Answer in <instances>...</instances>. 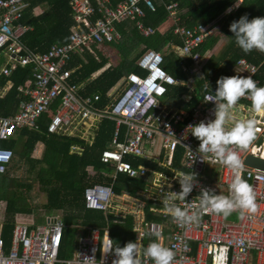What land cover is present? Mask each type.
<instances>
[{"label": "built area", "instance_id": "obj_1", "mask_svg": "<svg viewBox=\"0 0 264 264\" xmlns=\"http://www.w3.org/2000/svg\"><path fill=\"white\" fill-rule=\"evenodd\" d=\"M68 4L74 22L68 42L61 46L53 45L44 54H36L21 43V38L29 31L27 26L19 23L27 5L22 0H0V80H6L0 85V100L12 87L7 78L13 71L18 67H31L29 86L17 88L24 99L13 113L0 115V175L6 172L14 157L13 152L1 144L23 129L38 130V122L43 115L50 114L46 126L48 134L75 137L88 145L92 144L100 123L109 120L113 122L114 129L108 146L101 152L100 162L112 166L113 174L108 176L109 182L85 188L84 206L117 220L132 216V232L141 254V264H152L142 255L150 238H159L173 251L172 264H264V171L244 163L241 172L255 194V210L252 212L237 211L227 218L201 213L198 222L181 226L160 202V184L162 190L167 189L165 180L171 183L172 190H179L178 183L172 179L173 172L178 170L173 166L176 153L180 154L183 171L197 173L200 187L211 188L219 194L228 193L232 171L207 155L204 161L196 159L191 163L187 146L194 151L199 141L190 133L184 135L186 125L196 124L205 117L212 118L211 91L214 92L215 88L205 90L199 104L190 111L165 104L168 88L178 84L191 88L192 76L202 74L204 64H201L202 57L197 48L204 43L213 27L181 25L176 4H164L168 25L173 27L172 34L180 41L178 46L167 45L179 60L187 81L180 82L162 69L161 53L145 50L136 62L140 74L130 73L122 79V87L116 96L101 108L97 106L98 95L82 96L83 85L70 82L77 67L69 68V65L85 52L93 54V47L101 51L118 41L120 34L116 24L133 22L142 37L152 36L155 29L145 26L143 19L144 9L155 10L154 0H122L115 5L112 0H69ZM258 68L242 58L233 67L232 75L250 76L259 86L255 78ZM180 100L186 103L187 95ZM239 102L245 106V116L255 119L258 131L246 149L232 146L233 150L238 151L243 162L247 156L264 159V114L254 113L247 97H241ZM79 151V148L71 147V152ZM138 159L153 163L159 169L134 164ZM117 174L128 178L149 176L145 190L137 192L142 199L127 195L129 200L135 201L134 210H123L113 203V198L124 195L113 193ZM198 199L199 187H194L186 200L197 204ZM147 200L159 204L149 207L148 211L159 215L161 222L145 219ZM4 210L2 208L0 215V264H97L102 256L104 264H111L114 258L110 252L103 253L109 243L115 247L109 231L91 227L77 239L71 257L60 261L58 253L63 238L60 215L48 216L44 224L37 226L14 216L6 243Z\"/></svg>", "mask_w": 264, "mask_h": 264}, {"label": "trees", "instance_id": "obj_2", "mask_svg": "<svg viewBox=\"0 0 264 264\" xmlns=\"http://www.w3.org/2000/svg\"><path fill=\"white\" fill-rule=\"evenodd\" d=\"M27 8L22 13L20 24L27 26V31L21 38V43L28 50L36 54H44L53 45H64L68 42L71 27L74 22L69 9V0H22ZM122 0H112L116 3ZM175 3L180 12L179 23L186 27L196 24L216 26L218 34L211 32L204 43L197 50L201 57L212 51L222 35L226 43L217 54H211L202 68L201 76H192L191 88L184 85H176L168 88L165 101L171 107L190 111L196 107L201 94L206 90L207 82L210 90L214 89L216 80L220 76H231V71L239 59L244 58L249 63L259 66L256 79L259 85H264V53L252 50L249 53L242 52L234 43L228 25L231 21L247 14L248 18L264 16V0H154L155 10L150 12L144 9L143 23L155 29V33L147 38L142 37L135 29L133 22L125 21L116 24V30L120 39L108 45L116 52L117 61L110 65L109 59L103 57L101 51L93 47V54L88 52L75 57L70 67H77L72 73L70 82L82 84V96L98 95V107H103L112 97L110 91L130 73L140 74L136 65L139 57L145 50H153L163 53L168 49L167 44L180 45V41L172 34V28L167 21V12L164 4ZM231 7L227 14L225 9ZM220 34V35H219ZM173 55L171 52L164 54L162 69L180 82H186L187 78L178 67L168 64L167 58ZM174 56V55H173ZM107 64L109 66L102 70ZM102 70V71H101ZM94 78H92V76ZM12 87L0 100V115L6 116L13 113L18 103L23 100L21 93L17 91L19 86L27 88L31 81V67H18L7 78ZM6 80H0L2 85ZM187 95L188 101H181V97ZM51 109L50 112H52ZM50 114L43 115L38 122V130L23 129L1 147L10 149L19 162L26 164V172L32 175L35 182L42 186L46 194L44 209L60 215L63 225V238L58 253L60 261L71 257L77 243V231L81 228V235L86 233V228L97 227L107 229L115 246H123L128 241H135L132 232L133 219L126 215L122 219H116L111 215H104L101 211L88 210L84 206L83 193L87 186L107 183L108 176L113 174V167L100 162V155L108 146L114 129L113 122L103 120L94 136L91 145L75 137L50 135L46 126ZM37 143L43 145L40 159L31 157ZM71 147L79 148V152H71ZM13 157V158H14ZM134 164H143L147 167L159 169L155 164L138 159ZM176 169L180 167V154L176 153L173 160ZM15 168L13 160L8 165L4 174L0 175V201L14 196V191L21 188H29L16 179L9 177V171ZM149 182V176L128 178L126 175L117 174L112 190L116 196L127 194L134 198H140L137 192L144 191ZM250 185V183L247 181ZM15 202L6 200L4 214V240L8 243L11 231V220L15 214H29L31 209L25 204V200L18 195ZM157 202L147 200L144 207V217L147 221L161 222L159 215L148 211L151 206H158ZM64 213V214H63ZM149 240H154L150 238ZM146 241V240H145ZM136 243V241H135ZM60 264V263H58Z\"/></svg>", "mask_w": 264, "mask_h": 264}, {"label": "clouds", "instance_id": "obj_3", "mask_svg": "<svg viewBox=\"0 0 264 264\" xmlns=\"http://www.w3.org/2000/svg\"><path fill=\"white\" fill-rule=\"evenodd\" d=\"M231 10V7L226 8L225 13ZM228 28L235 45L242 52L247 54L257 50L264 53V16L249 19L247 14H243L231 21ZM215 84L214 92L211 91L212 118L205 117L196 124L186 125L184 135L190 133L199 141L194 151L187 146L191 163L196 159L204 161L207 155L229 168L233 175L228 184L227 195L219 194L211 188L200 187L197 173L191 170L185 172L178 169L173 172L172 179L178 183V191L172 190L171 183L166 180L167 189L162 190L160 184V202L172 219L181 226L198 222L201 213H212L227 218L233 212L255 210V194L241 175L244 162L232 146L246 149L255 140L258 131L256 121L245 116V106L239 101L241 97H247L250 99V109L256 114H264V85L258 86L250 76L238 75L220 76ZM204 88L210 89L208 82ZM194 187H199L197 204L186 200ZM109 252L114 257L111 264H141V254L135 241H128L122 247H112L109 243L103 253ZM142 255L149 258L152 264H172L174 257L173 251L164 246L159 238L150 240L143 247ZM96 262L104 264V257Z\"/></svg>", "mask_w": 264, "mask_h": 264}, {"label": "rangeland", "instance_id": "obj_4", "mask_svg": "<svg viewBox=\"0 0 264 264\" xmlns=\"http://www.w3.org/2000/svg\"><path fill=\"white\" fill-rule=\"evenodd\" d=\"M211 32L218 34V28L214 26ZM219 38H220L219 42L215 45L214 49L211 52L209 51L211 54H217L220 51V49L223 47V45L226 43L225 37L220 35ZM169 52L173 54L172 50L168 48V49H165L163 53L161 52V55L164 57V54H168ZM209 52H207L201 58L202 65L204 64L206 59L211 55ZM101 54L103 55V57H106L109 59L110 65H114L116 63L117 61L116 52L110 47L109 48L106 47L102 49ZM175 60L177 63V58L173 55H170L167 58L168 64L171 67H175ZM164 62H165V57H164ZM107 66H109V64H107L105 67ZM178 67H180L179 61H178ZM231 75H232V71H231ZM94 76L95 75H93L92 78H94ZM197 76H201V75H197ZM121 83H122L121 81L118 82V84L110 91V95L116 96L117 92L122 87V85H120ZM42 152H43V145L41 143H37L32 151L31 157L34 159H40ZM12 160H13V163H15V168L9 171V177L16 179L17 181H20L23 184L28 185L29 188L25 187V188L18 189L17 191L12 192L14 193V196L10 195L11 199L6 198L4 200H1L0 201V215L2 213V208L5 209L6 207V200L9 199L10 201L15 202L17 200L16 197L18 195H21V197L26 201L25 204L28 206V208L31 209V212L29 214L17 213L15 214V216H19L20 218L24 220H29L33 226L42 225L45 223L46 217L48 216L51 217L54 215L53 213L44 209V204L46 203V194L43 191L42 186L35 182V180L33 179V176L27 174L26 172L27 165L22 162H19L16 157H14ZM212 170L214 171V168ZM113 203L117 205L118 208H120L119 206H121L123 210H134L133 203H135V201H133L132 199L129 200V198L127 197V194H124L120 196L119 198H113ZM60 216H62V214H60ZM29 221H27L26 223L29 224L30 223ZM12 222L13 220H11V223ZM80 232H81V228H79L77 231V237L78 236L80 237L81 235Z\"/></svg>", "mask_w": 264, "mask_h": 264}, {"label": "water", "instance_id": "obj_5", "mask_svg": "<svg viewBox=\"0 0 264 264\" xmlns=\"http://www.w3.org/2000/svg\"><path fill=\"white\" fill-rule=\"evenodd\" d=\"M245 165L251 168L264 171V160L253 156H247L244 161Z\"/></svg>", "mask_w": 264, "mask_h": 264}, {"label": "crops", "instance_id": "obj_6", "mask_svg": "<svg viewBox=\"0 0 264 264\" xmlns=\"http://www.w3.org/2000/svg\"><path fill=\"white\" fill-rule=\"evenodd\" d=\"M210 52H211V51H210ZM210 52H209V53H210ZM210 54H211V53H210ZM165 104H167V105L170 106V104L168 103V101H166ZM170 107H171V106H170ZM173 108L177 109L176 107H173ZM78 237H79V236H78ZM78 237H77V239H78Z\"/></svg>", "mask_w": 264, "mask_h": 264}, {"label": "bare ground", "instance_id": "obj_7", "mask_svg": "<svg viewBox=\"0 0 264 264\" xmlns=\"http://www.w3.org/2000/svg\"><path fill=\"white\" fill-rule=\"evenodd\" d=\"M263 157H264V153H263Z\"/></svg>", "mask_w": 264, "mask_h": 264}]
</instances>
